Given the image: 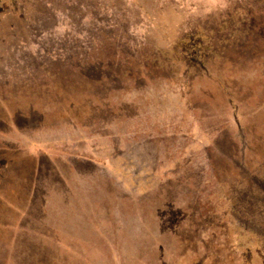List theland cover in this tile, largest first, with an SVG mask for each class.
Segmentation results:
<instances>
[{
	"label": "rangeland",
	"instance_id": "rangeland-1",
	"mask_svg": "<svg viewBox=\"0 0 264 264\" xmlns=\"http://www.w3.org/2000/svg\"><path fill=\"white\" fill-rule=\"evenodd\" d=\"M0 264H264V0H0Z\"/></svg>",
	"mask_w": 264,
	"mask_h": 264
}]
</instances>
